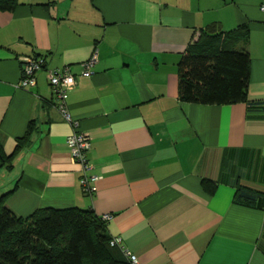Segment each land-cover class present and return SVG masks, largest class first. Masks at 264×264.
Instances as JSON below:
<instances>
[{"label": "crops", "instance_id": "1", "mask_svg": "<svg viewBox=\"0 0 264 264\" xmlns=\"http://www.w3.org/2000/svg\"><path fill=\"white\" fill-rule=\"evenodd\" d=\"M264 0H18L0 9V146L8 156L30 122L31 142L0 168L5 206L91 209L137 264H264V209L233 201L264 191ZM243 28L247 101L178 96L177 63L201 29ZM93 52L90 76L81 62ZM41 56L36 84L19 86L22 59ZM76 75L68 107L89 134V195L66 144L47 69ZM9 163V164H10ZM204 180L215 184L213 193Z\"/></svg>", "mask_w": 264, "mask_h": 264}, {"label": "trees", "instance_id": "2", "mask_svg": "<svg viewBox=\"0 0 264 264\" xmlns=\"http://www.w3.org/2000/svg\"><path fill=\"white\" fill-rule=\"evenodd\" d=\"M17 3L0 0V9L12 10ZM243 31H222L213 25L201 29L177 63L181 101L217 105L247 101L249 55L234 48L246 35ZM35 132L30 122L8 156L0 146V168L12 167L11 160ZM202 184L213 193L214 183L204 180ZM15 188L0 195V264H132L123 247L110 244L107 220L91 209L48 207L17 216L5 206ZM233 201L263 210L264 191L238 186Z\"/></svg>", "mask_w": 264, "mask_h": 264}, {"label": "built area", "instance_id": "3", "mask_svg": "<svg viewBox=\"0 0 264 264\" xmlns=\"http://www.w3.org/2000/svg\"><path fill=\"white\" fill-rule=\"evenodd\" d=\"M260 11L264 14V2L259 6ZM97 61V54L93 52L91 56L81 62V75L90 76L92 67ZM44 67V58L41 56H26L22 59V72L19 80V86L26 88L36 84V74ZM47 78L49 85L54 94V106L60 113L61 117L71 126V132L66 138V144L70 151L71 157L75 163L80 166L81 175L79 178L83 191L89 195L96 191V182L100 176L89 173L91 164L88 160V152L91 147V139L87 132L79 129V122L72 117L68 107L69 92L76 85V75L72 73L68 65L61 68L47 69ZM105 220L109 215L102 216ZM111 245H121L120 237H112ZM125 254L132 264H137L136 255L124 249Z\"/></svg>", "mask_w": 264, "mask_h": 264}]
</instances>
